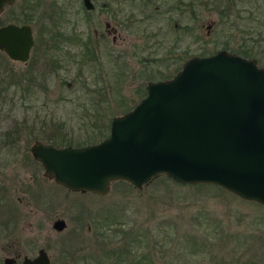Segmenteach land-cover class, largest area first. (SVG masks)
I'll return each instance as SVG.
<instances>
[{
  "label": "rangeland",
  "instance_id": "obj_1",
  "mask_svg": "<svg viewBox=\"0 0 264 264\" xmlns=\"http://www.w3.org/2000/svg\"><path fill=\"white\" fill-rule=\"evenodd\" d=\"M92 2L88 20L81 0H15L0 11V23L25 21L34 38L25 62L0 51V75L34 74L0 95V133L11 131L10 141L21 128L16 145L0 149V263L42 246L51 264H108L109 249L127 241L145 264H264V208L256 202L162 175L140 189L115 180L105 194L67 190L28 150L34 139L89 135L95 117L107 123L139 99L147 80L172 74L179 55L243 45L264 64V0ZM105 21L116 28L114 43ZM59 33L90 37L96 59L81 57L82 40ZM56 217L62 230L51 226Z\"/></svg>",
  "mask_w": 264,
  "mask_h": 264
},
{
  "label": "water",
  "instance_id": "obj_2",
  "mask_svg": "<svg viewBox=\"0 0 264 264\" xmlns=\"http://www.w3.org/2000/svg\"><path fill=\"white\" fill-rule=\"evenodd\" d=\"M13 1L0 0V11ZM81 2L93 8L92 0ZM32 44L29 23L0 24V51L8 59L26 61ZM144 89L95 142L34 139L28 150L43 175L68 190L98 194L115 180L140 189L165 175L180 184H213L264 208V64L219 48L188 56L171 76L147 80ZM51 226L62 230L65 220L56 217ZM0 264L51 260L41 246L19 261L5 255Z\"/></svg>",
  "mask_w": 264,
  "mask_h": 264
},
{
  "label": "trees",
  "instance_id": "obj_3",
  "mask_svg": "<svg viewBox=\"0 0 264 264\" xmlns=\"http://www.w3.org/2000/svg\"><path fill=\"white\" fill-rule=\"evenodd\" d=\"M82 9H83V13H84V18L86 20H88L89 19L88 14H89L90 11H86L83 7H82ZM59 37L63 41H77V42H79V41L82 40L79 35L74 34V33L73 34H68V35L67 34H63V33L62 34L59 33ZM49 38H51L52 43L53 42L55 43L56 40H53L55 38L52 37V35ZM258 39H259V37H258ZM81 43L83 44V50L81 52V57L85 58V59H89V60L90 59L91 60L96 59L97 55H96L94 49H91L89 44H88V43H90V37H88V36L85 37L81 41ZM240 46L242 47V49L238 48V45H237L236 47H232L230 49V51H235L238 54H241V55H244V56H247V57H252L251 53H252L253 49H251V48L250 49H246L243 45H240ZM226 47H227L226 45L222 46V48H225V49H226ZM211 52H213V49H208V48L202 47L198 54L202 55V54H208V53H211ZM255 52H257V49H256ZM262 52L264 54V51H262ZM185 55L184 56L183 55H179V57H177V60H182V59L184 60L186 57H188V55L187 56H185ZM81 61H83V59ZM177 63H179V61ZM180 65H181V63H179L178 66L175 67L174 72L180 67ZM31 73H29L30 75L29 74L28 75H24L23 73H21V75H18L16 78L12 77V79H11V75H9V74H7L9 76V77L7 76V78L3 77L2 75H0V95H1V91L3 93H7L8 89H9V86H11L12 83L13 84L20 83V79H22V78H26L25 80H27V81L29 79L33 78L34 74L32 75ZM172 74H167L164 78H167V77L171 76ZM144 94H145V89H144V86H143L141 92L139 93V98L142 97ZM109 121L107 123H104V122L99 123V122L96 121V117H95L94 121H92V126H93L94 129L90 132L89 135L85 136L84 138L78 139L76 141L72 140L69 137H65V135H58V136L54 135V136L48 137V139L51 141L50 143H52L54 145H66V144L81 145V144L95 142V141L103 138L105 135H107L108 127H109ZM9 132L11 134V131H7V130L6 131L4 130V131H2L0 133V135H2L1 138H0V149L2 147L4 149L7 145H10L8 147L15 146L16 145L15 144L16 141L14 139L21 132V128L17 127L15 129V131H14L15 132L14 138L12 137L13 138L12 140L6 141V139H4V137L6 138L7 135L9 134ZM33 138H37V137L34 135ZM162 176L166 177L165 175H162ZM166 178H168V177H166ZM183 185L190 186V185H213V184L196 183V184H183ZM100 249L103 250V245L100 246ZM131 249L132 248H131V246L129 245V243L127 241L120 248H117V249L110 248L109 249L110 251H109L108 254L111 255L112 259L108 262V264H145L138 257V254H136L135 252H132ZM103 259H105V258L103 257Z\"/></svg>",
  "mask_w": 264,
  "mask_h": 264
},
{
  "label": "flooded vegetation",
  "instance_id": "obj_4",
  "mask_svg": "<svg viewBox=\"0 0 264 264\" xmlns=\"http://www.w3.org/2000/svg\"><path fill=\"white\" fill-rule=\"evenodd\" d=\"M15 1V0H14ZM13 1V2H14ZM12 2V3H13ZM81 4H82V2H81ZM82 7L84 8V6H83V4H82ZM85 9V8H84ZM94 9V3H93V8L92 9H89V10H87V9H85L86 11H90L89 13H91V11ZM7 22V21H6ZM12 22H14V21H12ZM23 22H25V21H23ZM5 23V22H4ZM17 23V22H16ZM22 23V22H21ZM27 23V22H26ZM0 24H3V23H0ZM30 25V24H29ZM104 27H105V30H106V33L108 34V33H110L111 35V42L112 43H114V41H115V39H116V33H114L115 31H114V29H116L114 26H111L110 25V23H109V21H105L104 22ZM32 29V28H31ZM32 34H33V32H32ZM33 42H34V38H33ZM33 45V44H32ZM32 47V46H31ZM30 50H31V48H30ZM29 53H30V51H29ZM29 57V56H28ZM28 59V58H27ZM13 61V60H12ZM21 62V61H20ZM23 62H25V61H23Z\"/></svg>",
  "mask_w": 264,
  "mask_h": 264
}]
</instances>
